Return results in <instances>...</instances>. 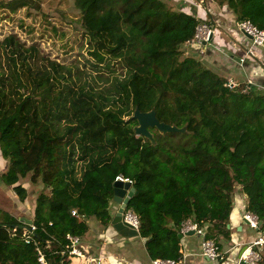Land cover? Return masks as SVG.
Returning a JSON list of instances; mask_svg holds the SVG:
<instances>
[{
	"label": "trees",
	"instance_id": "obj_1",
	"mask_svg": "<svg viewBox=\"0 0 264 264\" xmlns=\"http://www.w3.org/2000/svg\"><path fill=\"white\" fill-rule=\"evenodd\" d=\"M71 1L90 69H104L106 77L95 81L77 65L45 60L15 35L0 40V155L7 162L0 183L21 203V179L40 185L31 233L0 209V264H40L39 253L46 264H71L66 236L81 239L90 220L110 225L117 176L132 181L126 210L137 217L151 261L180 257L186 221L221 247L236 190L244 211L258 219L254 231L264 235V91L245 82L228 86L183 54L199 25L211 27L208 15L195 17L165 0ZM216 3L236 24L264 31V0ZM29 5L0 2V11ZM135 108L154 109L160 122L186 133L150 129L154 144L136 137ZM254 250L264 263V245Z\"/></svg>",
	"mask_w": 264,
	"mask_h": 264
},
{
	"label": "crops",
	"instance_id": "obj_2",
	"mask_svg": "<svg viewBox=\"0 0 264 264\" xmlns=\"http://www.w3.org/2000/svg\"><path fill=\"white\" fill-rule=\"evenodd\" d=\"M185 1V0H182ZM183 4L179 9L188 11L195 17L205 19L206 12L201 7H195L190 0L180 2ZM223 10L226 8L222 7ZM230 15V14H229ZM222 22L220 26L212 22L210 28L214 32L212 44L194 45L188 43L185 47L191 49L200 55L209 65L214 67L224 78L236 85L245 80L264 91V45L259 48H253L251 54L247 55L245 45L249 41L245 38L241 40V35H236V26L234 18L230 15ZM214 28V29H213ZM236 29V30H235ZM233 35V36H232ZM231 43L226 42L227 37ZM233 37V38H232ZM226 39V40H225ZM234 40H241L234 42ZM215 44V46H213ZM250 46V45H249ZM246 52V54H245ZM239 60V61H238ZM218 75H220L218 73ZM0 160H3L0 155ZM4 161V160H3ZM1 163V162H0ZM6 163V161H5ZM0 164V174L5 171ZM244 201V202H243ZM234 199V207L231 212L227 229L230 231L229 239L222 241L223 245L219 247L222 255L221 260L211 261L201 255V238L195 234L183 235L180 239V251L184 256L182 264H234L236 259L243 252V248L253 242L260 234L250 229L241 217L244 210V200ZM34 201L28 214L17 216L20 219L30 220L33 217ZM111 216L117 210L116 204L112 201L109 205ZM11 216V217H12ZM252 234H250V232ZM83 250L88 252L90 257H99L105 264H151V260L144 249V241L139 237L125 238L120 236L110 225L106 228L101 227L96 221H88V231L80 239ZM87 264V263H83Z\"/></svg>",
	"mask_w": 264,
	"mask_h": 264
},
{
	"label": "rangeland",
	"instance_id": "obj_3",
	"mask_svg": "<svg viewBox=\"0 0 264 264\" xmlns=\"http://www.w3.org/2000/svg\"><path fill=\"white\" fill-rule=\"evenodd\" d=\"M11 1L13 0H0V2L4 3ZM27 1L30 4V7H27L28 9L20 8L14 13H9L7 10L0 11V40L8 35H15L26 47L35 45L39 49V56L45 60H51L61 65H77L80 70L87 71L89 74L88 77L93 79L100 74L102 78L107 76V71L104 69H90V63L88 62L91 61V58L87 53L86 39L83 37L82 30L78 23L79 14L73 7L71 0ZM190 1L195 7H201V10L203 9L206 12L209 17L210 25H212V22H215L217 25L219 24L221 26L222 22L227 18L229 20L228 22H230V17H228L230 16L229 12L227 9L223 10L222 6L217 5L216 0ZM165 2L170 7L176 8L179 6L181 0H165ZM27 10L29 12L28 15L26 14ZM229 24H232V22ZM213 35L214 32L213 34L211 33L210 40H212ZM236 35L238 36L237 33ZM201 38H204L203 35H201ZM228 38L231 37L228 36L226 38L227 40L225 39L226 42L231 43ZM239 38L243 40L242 37ZM241 40H234V42H240ZM197 41L203 42L201 39H198ZM209 44H212V41H210ZM194 45L197 46L198 44ZM249 45H245L246 51L249 49ZM213 46H215V44H213ZM181 50L185 56L193 55L196 59L203 61L205 66L214 73H219L220 76L223 75V73L214 70L212 65L207 64L199 54L194 55L191 49L184 46ZM0 53L1 62L3 63L4 53L2 51ZM40 63L45 65V61H40ZM115 73L120 74V71L117 70ZM83 78L87 77L85 76ZM95 81H98V79L96 78ZM244 82L248 83L246 80ZM98 85H101V82H98ZM0 162L2 167L6 168L7 162L5 163L3 160H0ZM20 184L27 192L26 199L23 203L18 201L16 195L10 188L5 187L0 183V209L4 212H8L10 216L13 215L14 217L25 216L24 214H28L38 190L40 189L39 184L34 185L30 183L29 176L21 179ZM234 196L239 200H244V196L239 194L237 190L234 192ZM242 214L243 211L241 212V216ZM250 234H252V232H250Z\"/></svg>",
	"mask_w": 264,
	"mask_h": 264
},
{
	"label": "built area",
	"instance_id": "obj_4",
	"mask_svg": "<svg viewBox=\"0 0 264 264\" xmlns=\"http://www.w3.org/2000/svg\"><path fill=\"white\" fill-rule=\"evenodd\" d=\"M236 28V33L238 35H241L242 38H245L250 43V47L246 51L247 55L252 53L251 50L253 48H259L264 45V31L258 30L249 22H242L240 24H237ZM211 33L213 34V31L209 25L205 23L199 25L196 29V35L193 41H191V44L201 45L203 43L208 44L210 43V41L213 42V37L212 40H210ZM201 35H203L204 38H201ZM246 35L250 36V39H247ZM198 39H201L203 42L197 41ZM227 85L234 86L231 81H229ZM115 181L128 182L132 186V181L126 178H122L121 176H117L115 178ZM71 214L75 217H79L74 211ZM241 217L242 219L246 220L247 225L250 229L257 230L259 222L255 215L243 210V214ZM122 222L138 231L139 222L137 220V217L130 210L124 211V213L122 214ZM29 229L30 232L28 233H31L34 230V227L31 225ZM189 232H192L193 234L201 238L200 251L203 257L211 261L222 259L219 247L215 244V242L205 238L206 230L204 228H198L196 224L190 221H186L181 226L180 235L183 236L188 234ZM30 239V236H25V240ZM66 240L69 243L67 246V255L70 259L71 264H105L99 257L88 256V252L86 250H83V248L81 247L80 238L68 235L66 236ZM262 245H264V235H259L253 242L243 248V252L236 259L234 264H264L262 263V259L259 253L254 250V248H258ZM244 252H247L248 254L244 256ZM183 258L184 256L180 251V257L177 260H154L151 261V264H182ZM38 262L40 264H46L43 256L40 253Z\"/></svg>",
	"mask_w": 264,
	"mask_h": 264
},
{
	"label": "water",
	"instance_id": "obj_5",
	"mask_svg": "<svg viewBox=\"0 0 264 264\" xmlns=\"http://www.w3.org/2000/svg\"><path fill=\"white\" fill-rule=\"evenodd\" d=\"M247 39L250 36L246 35ZM205 44V43H203ZM239 61V60H238ZM131 120L136 121V126L133 127V131L136 137H142L149 140L151 144H154V139L150 129H155L159 134L166 135L171 133H186V128H177L174 125L165 124L160 122L156 118L155 110L151 109L148 112H141L138 108H135L131 117ZM135 189L128 182L114 181L113 183V197L112 202L116 204L117 210L112 216L110 226L122 237L133 238L138 236V231L131 228L129 225L122 222V214L126 210L127 204L130 198L134 195ZM245 223L246 220H243ZM20 222L24 224L22 228L30 232L29 226L32 225V220L20 219ZM19 225H10L12 228H17ZM189 234H193L189 232ZM181 239L182 236L179 235ZM144 241V240H143Z\"/></svg>",
	"mask_w": 264,
	"mask_h": 264
},
{
	"label": "bare ground",
	"instance_id": "obj_6",
	"mask_svg": "<svg viewBox=\"0 0 264 264\" xmlns=\"http://www.w3.org/2000/svg\"><path fill=\"white\" fill-rule=\"evenodd\" d=\"M247 254H248L247 252H244V254H243V255H244V256H246Z\"/></svg>",
	"mask_w": 264,
	"mask_h": 264
},
{
	"label": "clouds",
	"instance_id": "obj_7",
	"mask_svg": "<svg viewBox=\"0 0 264 264\" xmlns=\"http://www.w3.org/2000/svg\"><path fill=\"white\" fill-rule=\"evenodd\" d=\"M30 227V226H29Z\"/></svg>",
	"mask_w": 264,
	"mask_h": 264
}]
</instances>
